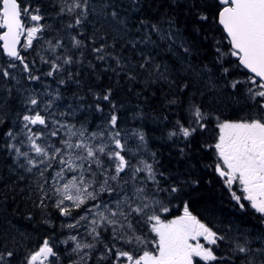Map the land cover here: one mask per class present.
Returning a JSON list of instances; mask_svg holds the SVG:
<instances>
[{
	"label": "snow or ice",
	"instance_id": "snow-or-ice-1",
	"mask_svg": "<svg viewBox=\"0 0 264 264\" xmlns=\"http://www.w3.org/2000/svg\"><path fill=\"white\" fill-rule=\"evenodd\" d=\"M189 27L213 41L210 63L196 60ZM85 72L142 82L138 99L158 90L161 111L179 113L153 115L166 139L187 158L207 135L215 174L259 227L194 215L184 197L198 182L164 169L114 88L95 91ZM138 107L128 119L146 118ZM0 155L52 233L22 251L31 236L0 212V264H264V0H0Z\"/></svg>",
	"mask_w": 264,
	"mask_h": 264
},
{
	"label": "trees",
	"instance_id": "trees-1",
	"mask_svg": "<svg viewBox=\"0 0 264 264\" xmlns=\"http://www.w3.org/2000/svg\"><path fill=\"white\" fill-rule=\"evenodd\" d=\"M23 3V0H21ZM185 35L192 40L195 47L199 50V56L196 60L207 64L214 59V49L212 47L213 41L204 40L202 36L197 38L191 33V28ZM217 38L219 34L217 33ZM32 57H29L31 60ZM37 67H40L37 65ZM46 70V69H45ZM83 78L88 80L94 87L95 91L102 92L105 88L112 86L114 88L113 99L124 105L120 109L122 117L127 119V126L129 128H140L148 137V145L151 151L157 152L158 158L161 161L164 169L176 172L179 171L181 178L189 182L197 181L198 183L191 184V187L186 189L190 195L184 197V201L190 203V210L194 215H197L202 221L208 223L210 226L214 225L217 228L227 227L229 224L240 227L241 229H251L258 226V221L248 211H241L235 202L230 201V195L223 187L222 181L210 167L209 159L214 158L211 151L201 148L205 137L197 136L193 142L191 149L188 151L187 158H181L178 149L169 140L166 139L167 129L163 122H157L152 117L153 115H168L170 120H175L179 113L173 107L168 111H161V95L157 90L155 98L152 96V90L144 91V95L139 99L137 93L143 89V83H129L122 77L117 84V77L111 73L103 74L96 78L94 75H89L87 72L83 73ZM48 84L53 89L56 84L48 80ZM34 87H41L39 84ZM75 85L65 86L63 89L66 100L64 103L71 102L72 92L75 90ZM148 99V104H144V99ZM91 101V97H88ZM139 106L143 107L146 118L143 120L128 119L134 112L139 111ZM154 110V111H153ZM108 107H105V112ZM79 119L83 121L87 117L90 126H95L94 116L97 117L99 113H79ZM92 115L89 120V116ZM10 160H6L3 155H0V212L6 213L15 228L21 232L28 233L32 238V243L27 240L20 241L21 250L27 251L28 248H33L34 245L43 239L44 236L51 235V230L47 225L40 223L41 216L39 210L35 209L32 204L28 203L29 193L27 191L28 183L25 181H17L9 178L8 165ZM19 185L16 187L15 185ZM23 190V193H22ZM184 201H175L172 206V215H177L182 211V203ZM32 213L34 219L29 221L26 219L28 213ZM49 215L53 217L58 213L55 209H50ZM63 218L54 219V224L59 230L60 223ZM0 222H3V216L0 215ZM223 248L220 249L222 252Z\"/></svg>",
	"mask_w": 264,
	"mask_h": 264
},
{
	"label": "flooded vegetation",
	"instance_id": "flooded-vegetation-1",
	"mask_svg": "<svg viewBox=\"0 0 264 264\" xmlns=\"http://www.w3.org/2000/svg\"><path fill=\"white\" fill-rule=\"evenodd\" d=\"M214 159H215V158H212V157L209 159V164H211L210 167H212V165H213V163H214ZM213 171H214V168H213ZM238 194H239V193H238ZM230 201H231V202H234V201H232L231 199H230ZM244 203L246 204V211H248L250 214H252V216L257 220V218L253 215L252 210H250V209L247 208V202H244ZM257 221H258V220H257ZM256 227H259V224H258V226L256 225Z\"/></svg>",
	"mask_w": 264,
	"mask_h": 264
},
{
	"label": "rangeland",
	"instance_id": "rangeland-1",
	"mask_svg": "<svg viewBox=\"0 0 264 264\" xmlns=\"http://www.w3.org/2000/svg\"><path fill=\"white\" fill-rule=\"evenodd\" d=\"M91 117H92V115L89 116V120H90V121H91V119H90ZM94 117H95V116H94ZM97 117H99V115H98ZM91 122H94L95 125H96L97 123H99V120L94 118V120H92ZM90 127H93V128H94L95 126H90ZM62 220H64V218H63ZM60 224H61V223H60ZM59 227H60V226H59ZM60 238L62 239L63 237H60ZM62 247H63V246H61V248H62Z\"/></svg>",
	"mask_w": 264,
	"mask_h": 264
}]
</instances>
